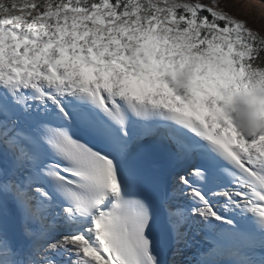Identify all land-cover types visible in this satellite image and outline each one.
<instances>
[{
    "label": "snow or ice",
    "instance_id": "6c2138e0",
    "mask_svg": "<svg viewBox=\"0 0 264 264\" xmlns=\"http://www.w3.org/2000/svg\"><path fill=\"white\" fill-rule=\"evenodd\" d=\"M221 0H0V264H264V33Z\"/></svg>",
    "mask_w": 264,
    "mask_h": 264
},
{
    "label": "rangeland",
    "instance_id": "374dc122",
    "mask_svg": "<svg viewBox=\"0 0 264 264\" xmlns=\"http://www.w3.org/2000/svg\"><path fill=\"white\" fill-rule=\"evenodd\" d=\"M261 3L256 0H221L220 6L236 18L246 21L249 27L264 33V3Z\"/></svg>",
    "mask_w": 264,
    "mask_h": 264
},
{
    "label": "bare ground",
    "instance_id": "6f19581e",
    "mask_svg": "<svg viewBox=\"0 0 264 264\" xmlns=\"http://www.w3.org/2000/svg\"><path fill=\"white\" fill-rule=\"evenodd\" d=\"M251 1H252V0H251ZM256 1H258V2H260V3H261V1H262V2L264 3V0H261V1H260V0H256ZM263 3H261V4H263ZM261 4H260V5H261ZM263 5H264V4H263ZM261 6H262V5H261Z\"/></svg>",
    "mask_w": 264,
    "mask_h": 264
}]
</instances>
